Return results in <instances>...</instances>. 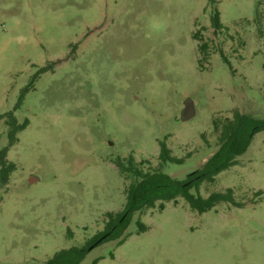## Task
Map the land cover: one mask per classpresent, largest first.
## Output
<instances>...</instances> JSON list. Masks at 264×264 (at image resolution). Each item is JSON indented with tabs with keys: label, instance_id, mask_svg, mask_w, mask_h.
I'll return each instance as SVG.
<instances>
[{
	"label": "rangeland",
	"instance_id": "obj_1",
	"mask_svg": "<svg viewBox=\"0 0 264 264\" xmlns=\"http://www.w3.org/2000/svg\"><path fill=\"white\" fill-rule=\"evenodd\" d=\"M188 97L196 115L183 122ZM235 111L264 118V0H0V149L8 113L28 122L0 179V264L86 247L135 181L117 158L154 171L164 141L184 159L164 172L185 180ZM228 189L241 207L158 202L134 214L122 245L93 247L81 264H264V132L199 193Z\"/></svg>",
	"mask_w": 264,
	"mask_h": 264
},
{
	"label": "trees",
	"instance_id": "obj_2",
	"mask_svg": "<svg viewBox=\"0 0 264 264\" xmlns=\"http://www.w3.org/2000/svg\"><path fill=\"white\" fill-rule=\"evenodd\" d=\"M212 24L216 30L224 28L218 11L212 17ZM200 49H206V45H201ZM47 70L48 67L41 68L36 75L43 74ZM28 91L29 86L23 89L16 105L17 109ZM7 118L9 143L0 149V179L3 184L8 181L10 174L15 169L13 163L7 162V154L10 148L18 142L17 134L26 129L28 125V122L19 124L13 112L8 113ZM215 129L219 133L218 150L200 170L190 174L185 180H178L164 172L163 168L166 164L181 165L184 163V159L172 155L164 141L160 142V163L154 171L144 172L136 165L132 156L126 160V163L121 158H117L114 162L120 172L131 174L135 178L126 191V203L123 211L121 213L109 212L105 230L94 236L89 245L62 249L48 259L45 264H81L91 247L116 240H119V245H122L126 241L122 237L131 224L134 214L145 209L155 208L158 202H160L159 208L164 210L165 203L183 198L190 208L199 214L211 211L220 203H231L241 207L242 205L235 201L232 189H228L226 192H214L205 198L199 193L200 186L204 182H214L216 176L237 164V158L247 152L255 135L264 132V118H256L235 111L231 119L215 122ZM193 189L196 194L192 193ZM145 231L146 229H143L141 232ZM97 263L98 260H95L93 264Z\"/></svg>",
	"mask_w": 264,
	"mask_h": 264
},
{
	"label": "water",
	"instance_id": "obj_3",
	"mask_svg": "<svg viewBox=\"0 0 264 264\" xmlns=\"http://www.w3.org/2000/svg\"><path fill=\"white\" fill-rule=\"evenodd\" d=\"M196 115V107L195 104L193 102V100L191 98H187L184 101V108L181 111V120L183 122H187L191 119H193ZM112 144V143H110ZM35 178H31L30 181L32 182ZM93 247H91L90 249H92Z\"/></svg>",
	"mask_w": 264,
	"mask_h": 264
}]
</instances>
